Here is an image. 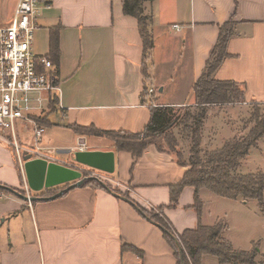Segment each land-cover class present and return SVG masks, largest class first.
Wrapping results in <instances>:
<instances>
[{
    "label": "crops",
    "instance_id": "0c3cea01",
    "mask_svg": "<svg viewBox=\"0 0 264 264\" xmlns=\"http://www.w3.org/2000/svg\"><path fill=\"white\" fill-rule=\"evenodd\" d=\"M40 4L35 34L48 41V48L39 55L48 57L51 29L60 30L61 56L55 66L64 108L56 103L52 116L51 103L45 112L42 118L48 116L49 122L42 123L46 130L43 142L56 149L53 155L59 162L88 170L94 168L76 162L72 153L59 152L81 150V146L83 150L113 151L115 169L105 172L111 184L97 187L84 182L54 199L29 202L2 192L0 264H178L175 247L145 210L161 211L177 236L200 224L213 226L222 221L226 228L221 237L235 249L248 252L256 246L258 254L264 255L263 244L259 247L252 240V246L245 248L231 237L223 211L225 204L244 206L251 199H229L203 187L198 193L202 203L198 212L196 188L187 185L172 205V188L188 170L178 163L177 155L152 144L135 158L118 150L108 137L88 131L141 133L151 119L152 103L194 106V86L207 71L220 27L234 20L227 56L213 78L235 82L243 99L208 106L202 147L213 152L248 135V127H241L251 114L246 105L264 106V0H145L143 8L155 38L147 58L140 23L125 13L123 0H40ZM169 75L172 79L164 78ZM146 86L158 87L159 95L156 88L147 94ZM221 118L223 127L216 124ZM22 156L0 141V184L25 189V179L18 174V166L24 172ZM253 156L258 164H253ZM248 163L258 166L248 173H264V136L241 161L238 173L244 174ZM66 187L39 193L29 189V193L53 196ZM218 263L222 264L219 259Z\"/></svg>",
    "mask_w": 264,
    "mask_h": 264
},
{
    "label": "trees",
    "instance_id": "16d2710c",
    "mask_svg": "<svg viewBox=\"0 0 264 264\" xmlns=\"http://www.w3.org/2000/svg\"><path fill=\"white\" fill-rule=\"evenodd\" d=\"M144 1L123 0V4L125 13L136 17L138 23H140V33L143 38L145 57L147 58L153 49L155 38H153L150 31L149 18L145 15ZM235 24L234 20H230L220 27V39L214 48L212 59L208 61L207 71L203 73L194 86L196 113L193 114L188 110L181 114L180 111L185 106L176 108L174 106L151 105V119L141 133L88 129L93 134L103 135L111 139L118 150L128 151L135 158H140L144 150L152 144H157L161 150L166 149L157 141H154L156 137L165 136L170 146L175 141L174 137L167 138L170 129L177 124L188 127L192 154L190 160L185 161L182 152L178 151L176 147L170 146V148L172 147L170 150L166 149L177 155L180 165L188 166L183 181L172 188V205L177 204L178 196L182 189L187 185H191L196 188L197 198L199 191L206 187L215 195L229 199H256L260 207L264 209V173L261 171L259 173H238L241 161L245 159L250 149L256 145L259 139L264 136V115H261V110L259 111L258 119H256L257 125L247 136L232 139L213 152H205L202 147L203 123L208 114V106L214 103L239 102L243 99V94L235 82L219 81L213 78L215 70L227 56V43L232 36ZM59 31V27L51 29V50L47 55L57 65L61 56ZM144 67L146 72V63ZM148 90L149 88L146 86L145 92L147 94ZM56 103L57 100L52 103V110L56 108ZM39 120L43 124L49 122L48 116L39 118ZM189 120H191V125H188ZM178 143L176 144L178 145ZM18 174L22 180L23 177L19 166ZM85 183L97 187L105 186L99 178H91ZM17 190L23 194L26 193L25 189L20 188ZM0 191L7 194L12 193L1 186ZM120 193L122 194V192ZM201 204L200 198H198V212H201ZM144 210L141 211L143 212ZM145 211L155 223L161 225L164 236L175 247L176 255L179 259L178 264H202L205 254L218 257L222 264H256L257 247L248 252L235 249L230 242L221 237L222 232L226 228L225 223L222 221L213 226L200 224L194 229H188L184 233L178 234L180 243H182L184 248L183 261L180 256L179 245L172 237V234L176 233V231L172 228L169 221L161 214V211L158 213Z\"/></svg>",
    "mask_w": 264,
    "mask_h": 264
},
{
    "label": "built area",
    "instance_id": "2783aa9c",
    "mask_svg": "<svg viewBox=\"0 0 264 264\" xmlns=\"http://www.w3.org/2000/svg\"><path fill=\"white\" fill-rule=\"evenodd\" d=\"M39 10L40 0H18L9 24H0V141L12 145L20 159L28 153L58 161L53 155L56 149L42 144L46 130L39 118L45 116L55 100L60 109L64 108L55 64L46 56L34 54ZM172 28L179 30L181 26ZM154 92L155 88L148 90L149 95ZM71 166L85 170L82 166ZM25 189L30 195L26 182Z\"/></svg>",
    "mask_w": 264,
    "mask_h": 264
},
{
    "label": "rangeland",
    "instance_id": "374dc122",
    "mask_svg": "<svg viewBox=\"0 0 264 264\" xmlns=\"http://www.w3.org/2000/svg\"><path fill=\"white\" fill-rule=\"evenodd\" d=\"M17 0H0V24L1 25H7L9 24L10 20L9 17L12 16V11L14 8V5ZM41 6V4H40ZM34 54H45L48 48V41L44 40V38L38 36V34H35L34 38ZM165 79H172L171 76H164ZM156 88V94L159 95V88ZM228 103H233V102H228ZM228 103H221V104H228ZM187 107V109H186ZM57 108V106H56ZM177 108V107H176ZM246 108H248L251 112V116L249 114L246 115L248 116L247 121H245L241 127H248V134L251 132V130L257 125L256 119L259 117V111L261 110V115H264V106L261 107H255L252 105H246ZM195 106H185L182 111H180L181 114H184L188 110H190L193 114L196 113L197 111L195 110ZM55 110L54 109L51 114L52 116H55L54 114ZM191 120H189L188 125H191ZM224 118L219 119L216 124L221 125L224 124ZM217 125V126H218ZM223 127V125H221ZM225 132V131H224ZM51 133V131H50ZM9 136V135H8ZM7 136V137H8ZM247 136V135H244ZM243 136V137H244ZM174 137L175 141L173 144H170L172 147H176L178 151L182 152L183 159L186 161H189L191 158V140H190V134H189V129L188 127H184L183 125H175L172 129H170L167 138ZM241 137V136H240ZM25 136L20 137V141L22 143L23 139ZM179 140V141H176ZM154 141H157L159 144H161L163 147L166 149H171L169 146V142L166 140L165 136H160L156 137ZM177 142L178 145L176 144ZM218 142V141H217ZM220 143V142H219ZM30 144V141L28 142ZM42 144L44 145H50L46 144L45 141H42ZM177 145V146H176ZM53 146V144H51ZM210 148V147H209ZM205 152H210L207 148H203ZM206 155V154H205ZM251 160L253 161V164H258V159H256L255 156L251 157ZM244 166L243 168V173H248L252 169H257L258 166L256 165H250L248 163ZM23 167V166H22ZM20 172L22 175V180L24 181L25 179V174H22V168L19 166ZM85 168V167H84ZM85 176L87 177L85 181L90 180L91 178H99L104 184H111V180L107 177L108 174L105 172L101 171H96L94 169H86L84 170ZM24 183V182H23ZM64 185H60L59 187H62ZM111 186V185H110ZM20 189V188H18ZM26 190V189H25ZM249 204H246L244 206H238L237 204L232 203V205L225 204L223 205V211L226 212V218H227V223L228 227L230 230L231 237L234 238L236 241H238L243 247L248 248L252 246V240H255L258 242V246L261 247V245H264V209H262L259 205V202L256 199H251ZM256 247V246H255ZM257 249H259L257 247ZM256 264H264V255H256ZM206 260L205 264H219L218 263V257H215L214 255L207 254L206 255ZM229 264V263H228Z\"/></svg>",
    "mask_w": 264,
    "mask_h": 264
},
{
    "label": "water",
    "instance_id": "95a60500",
    "mask_svg": "<svg viewBox=\"0 0 264 264\" xmlns=\"http://www.w3.org/2000/svg\"><path fill=\"white\" fill-rule=\"evenodd\" d=\"M59 153H72L76 162L96 170L99 169L103 172L113 173L115 169V157L113 151L103 152L98 150H73L72 148H68L62 149ZM22 160L24 161L23 173L25 174V182L28 186V189H31L35 193L42 192L45 189L54 188L55 186L67 185L65 189L57 194H54L53 196H30L27 193H21L15 188L0 184L1 187L11 191L21 199L27 200L29 202L54 199V197L64 194L73 187L82 186L87 178L77 167L66 165L59 161H49L42 157L33 158L32 155L28 153H24ZM159 226L161 225L159 224ZM172 237L175 239L176 243H178L180 256L184 261L183 245L180 243L179 237L176 233L172 234Z\"/></svg>",
    "mask_w": 264,
    "mask_h": 264
}]
</instances>
